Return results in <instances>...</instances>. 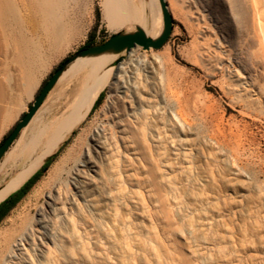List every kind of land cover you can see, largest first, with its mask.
Instances as JSON below:
<instances>
[{
	"label": "rangeland",
	"instance_id": "1",
	"mask_svg": "<svg viewBox=\"0 0 264 264\" xmlns=\"http://www.w3.org/2000/svg\"><path fill=\"white\" fill-rule=\"evenodd\" d=\"M139 1L145 8L155 3ZM166 1L171 6L174 27L162 47L138 46L105 57L107 68L112 64L117 67L132 56L135 59L137 93L141 99L123 95L133 111V123L149 163L140 154H124L121 144L111 140V135L125 132L112 122L113 85L107 84L101 103L62 141L48 169L0 221V237L18 231L21 223L34 224L36 211L44 205L48 190L57 182L68 181L73 166L92 146L95 130L103 128L100 137L105 139L107 151L99 157L109 176L118 177L125 190L118 212L128 217L149 242L142 253L125 255L126 261H130L126 264H264V108L254 102L255 92L245 90L242 70L226 69L229 63L221 53L215 28L194 0H173L181 5L185 18L178 16L171 0ZM14 21L11 16L4 17L5 28L0 29L1 44H5L1 45L4 50L0 48V83L3 81L10 95H27L67 48L60 46L52 51L50 44H40L38 60L29 65L34 72L29 90V70L13 53L17 50L15 37L21 35ZM87 22L84 34L68 47L72 52L88 39L102 43L110 34L141 26L109 28L103 18V0H90ZM143 61L149 62L148 67ZM18 66L25 67L26 72ZM249 99H253L252 103ZM180 111L188 121L182 119ZM11 116L9 113V117L0 118V143L10 130L4 134ZM31 169L29 166L26 174ZM131 172L140 178L139 183L129 177ZM18 174L0 177V189ZM93 232L98 233L96 229ZM63 248L72 251L75 264H113L95 257L97 249L93 244L89 257L69 240L63 241ZM58 264L70 263L64 259Z\"/></svg>",
	"mask_w": 264,
	"mask_h": 264
},
{
	"label": "bare ground",
	"instance_id": "2",
	"mask_svg": "<svg viewBox=\"0 0 264 264\" xmlns=\"http://www.w3.org/2000/svg\"><path fill=\"white\" fill-rule=\"evenodd\" d=\"M154 2L148 8H145L139 0H103V18L111 29L129 28L134 24H141L146 33L155 38L163 28V20L159 0H154ZM171 2L178 16L179 14L180 16L181 14L183 15L181 5L173 2V0ZM194 2L195 6L202 9L201 11L205 14L204 17L215 28L219 44L222 47V52H220L223 53V57L229 63L228 65L226 64V69L239 67L242 70L245 75V90L251 89L255 92L253 93L254 96L252 95L254 102L258 101L264 108V0H194ZM170 7L168 6V9ZM89 13L90 0H0V29L5 26V24L2 25L4 17L11 16L13 21L15 19L14 22L18 26V31L19 29L21 30V32L19 31L21 33L19 38L13 36L15 40L18 39L17 44L15 41L16 47H14L17 52H13L16 54H13V57L15 55V59L23 63V66L25 65L26 69L29 70V73L27 71L29 77L27 88L29 90L33 86L34 77L33 69L29 65L38 60L40 44L45 42L50 44L52 51H55L60 46V49L68 48L72 42L77 41L84 34ZM183 17L185 18L186 15H183ZM16 32L14 34H17ZM1 35L3 36L0 33V37ZM1 41L0 48L4 50L2 48L4 43L1 44ZM4 53L1 55H4ZM214 54L216 55L217 52ZM107 55L116 56L117 54L104 53L93 57L95 58L93 62L94 71L96 68L104 66ZM6 56L8 55L6 54ZM132 57L128 61L119 62L117 67L112 64L102 72L88 93L86 100L88 106H86L89 107L90 103L95 102L99 93L107 84L113 85L112 96L115 105L114 111L111 113L112 122L119 124L125 133L119 136L110 134L111 140L121 144L124 154H140L149 163L145 147L138 133L139 131L133 123V111L128 108L123 95L131 94L132 97L141 99L137 93L136 63ZM143 62L148 67L149 62ZM11 64L13 63L11 62ZM18 67L20 68V66ZM237 70L235 69V71ZM23 72L26 71L23 70ZM3 73L5 72L3 71ZM17 73L19 72L17 71ZM242 92L244 93V91ZM242 95L240 94L241 99ZM237 99H235L236 102H238ZM86 114L87 112L77 114V118L83 119ZM180 115L185 122L188 121L183 111H180ZM74 117L72 118L74 119ZM65 122L68 121L65 120ZM62 124L65 126V123L62 122ZM55 129L53 132H55ZM103 130V128L95 130L92 146L86 148L82 159L73 166L68 181L57 182L48 190L44 205H41L36 211L34 224L26 226L21 223L18 231L10 233L5 231L6 233L0 237V264H58L64 259L68 260L70 264H75V257L72 251L66 248L62 249L63 241L66 240L78 246L85 257L92 255L90 244H93L97 249L94 256L113 264H126L130 261H126L125 255L142 253L146 247H149V242L141 237L131 220L118 212V206L123 203L125 190L118 177L115 175L109 176L103 166V161L99 157L104 151H107L105 139L100 137ZM221 130L223 129L221 128ZM221 130L220 132H222ZM231 131L228 132L233 134ZM40 133L42 134V132ZM235 134L238 133L236 132ZM56 136L59 137L57 134ZM225 136L227 135L225 134ZM51 138L53 137L51 136ZM56 139L50 142L56 144L58 138ZM40 142L42 141L40 140ZM47 144L50 146V143ZM21 146L23 147V145ZM39 164L40 162H31L29 166L32 169L28 174H26V171L29 166L26 169L24 168V170L22 169L17 177L2 187L0 189V202L21 186ZM131 169L133 168L131 167ZM54 173L55 170L52 171V174ZM128 175L135 179L136 182H140V178L135 173L131 172ZM93 229H96L98 233L95 234ZM110 253L114 255L110 256ZM157 261H159L158 258Z\"/></svg>",
	"mask_w": 264,
	"mask_h": 264
},
{
	"label": "crops",
	"instance_id": "3",
	"mask_svg": "<svg viewBox=\"0 0 264 264\" xmlns=\"http://www.w3.org/2000/svg\"><path fill=\"white\" fill-rule=\"evenodd\" d=\"M111 35L112 34H110L109 36H111ZM93 44H98V43L94 42ZM75 52H72V50H70L68 48L64 49L63 52L57 58L56 62L46 70V72L41 77V79L38 81V83L35 85L34 90L30 94L19 95L16 93V94L10 95L6 91V85L0 83V86L2 87V88L0 87L1 88L0 89V111H2V112H0V115H2V116H0V118L1 117H4V118L9 117V113H12V116L10 118V124H8V127L6 129H4V131H5L4 134L9 129L11 130L12 127L21 119L23 114L29 110V108H30L31 104L33 103L38 91L40 90L42 85L46 82V80L50 77L52 72L60 65V63L65 58H68L70 55H72ZM94 59L95 58H93V57H79L76 60H74L73 62H71L68 65V67L66 68V70H64V72L61 74V76L59 77V79L57 80L55 85L52 87V89L46 95L43 103L40 105V107L38 108L36 113L30 119L28 124L20 130L19 134L14 139V141L11 144V146L9 147V149L6 151L4 156L1 158V160H0V177L12 178L17 173L22 171V169L23 170H24V168L26 169L31 164V162L32 163L33 162H40V164L29 175V177H30L37 169H39L41 167L45 158L48 155L55 152L56 149L62 143V141L67 140L70 137V135L72 134V132L74 131V129L78 126V124L86 117L85 116L83 119H78L77 114H84L86 112L88 114V112L92 109V107L94 105L93 102L90 103L91 105H89V107H87L88 104H87L86 100L88 97V93H89L93 83L98 79V77L102 74V72L105 69H107V67H106L107 64L105 62L104 66H102L98 69L96 68L97 70L95 69V71H94V67H93ZM1 84L4 86V90H3V86ZM83 101H85V102H83ZM80 109H81V111H79ZM80 112H82V113H80ZM68 114H69V116H68ZM74 114H76V115H74ZM72 117H74L75 120ZM65 120L68 122H65ZM76 120L78 123L76 122ZM62 122L65 123V126H64V124H62ZM69 124H70V126H69ZM39 125H41V126H39ZM55 128H57V129H55ZM54 129H55V132H53ZM61 129H63V130H61ZM40 132H42V134ZM59 132H62V133H59ZM56 134L59 135V137H57ZM51 136L53 138H51ZM54 137L58 138V142L56 143V141H55L56 144H54L53 142H50L51 140L56 139ZM31 140H32V142H31ZM40 140L42 142H40ZM47 140H49V141H47ZM46 142L50 143L51 147L48 146L49 144H47ZM34 144L37 146L35 147ZM21 145H23V147ZM47 147L49 148V150ZM31 148H32V150H31ZM26 149H27V151H26ZM45 150H46V153H45ZM32 151H34V152L32 153ZM10 155H11V157H10ZM29 156H30V158H29ZM13 161H14V163H13ZM4 162H5V164H4ZM9 164H12V165H9ZM8 181H9V179H8Z\"/></svg>",
	"mask_w": 264,
	"mask_h": 264
},
{
	"label": "water",
	"instance_id": "4",
	"mask_svg": "<svg viewBox=\"0 0 264 264\" xmlns=\"http://www.w3.org/2000/svg\"><path fill=\"white\" fill-rule=\"evenodd\" d=\"M159 3L162 12L163 28L157 37L154 38L149 36L142 26H136L135 30L133 31H118L113 33L102 43L80 48L75 53L70 55L65 61H63V63L52 72L50 77L42 85L29 110L23 114L21 119L12 127L9 133L5 136L4 140L0 143V160L9 149L14 139L17 137L20 130L28 124L30 119L36 113L48 92L52 89L61 74L64 72V70H66L71 62L79 57H95L104 53L118 54L124 50L130 51L138 46L142 47L143 49H157L162 47L172 33L174 19L172 13L168 9L167 1L159 0ZM53 154H55V152L48 155L43 163L47 161Z\"/></svg>",
	"mask_w": 264,
	"mask_h": 264
},
{
	"label": "trees",
	"instance_id": "5",
	"mask_svg": "<svg viewBox=\"0 0 264 264\" xmlns=\"http://www.w3.org/2000/svg\"><path fill=\"white\" fill-rule=\"evenodd\" d=\"M97 18L99 19V14H97ZM94 42L91 39H88L87 42L81 47H87L92 45ZM65 58L63 61H65ZM60 63V65L63 63ZM59 65V66H60ZM104 96V91L102 90L98 97L96 98L94 105L91 111L96 108L102 101ZM4 140V139H3ZM2 140V141H3ZM56 155L53 154L47 161H45L39 169H37L18 189L11 192L5 199L0 202V221L8 214V212L26 195L29 189L33 186V184L40 178V176L48 169L52 159Z\"/></svg>",
	"mask_w": 264,
	"mask_h": 264
}]
</instances>
